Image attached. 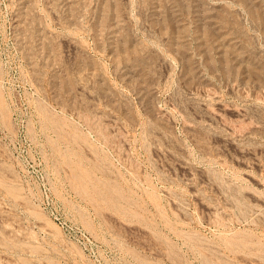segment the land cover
<instances>
[{
    "label": "rangeland",
    "instance_id": "1",
    "mask_svg": "<svg viewBox=\"0 0 264 264\" xmlns=\"http://www.w3.org/2000/svg\"><path fill=\"white\" fill-rule=\"evenodd\" d=\"M0 264H264V0H0Z\"/></svg>",
    "mask_w": 264,
    "mask_h": 264
}]
</instances>
